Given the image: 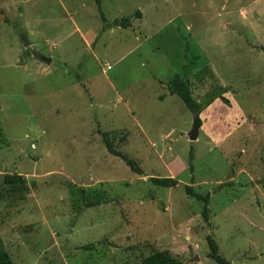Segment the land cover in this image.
I'll return each instance as SVG.
<instances>
[{"label":"rangeland","instance_id":"374dc122","mask_svg":"<svg viewBox=\"0 0 264 264\" xmlns=\"http://www.w3.org/2000/svg\"><path fill=\"white\" fill-rule=\"evenodd\" d=\"M101 10L107 21L144 15L103 30L96 0H0V242L15 264H140L156 249L218 264L212 235L231 264H264V0H101ZM177 53L190 70L175 68ZM204 63L193 95L228 87L243 115L211 102L191 140L195 115L168 80ZM103 132L143 174L108 152ZM15 172L24 197L3 183ZM171 176L174 187L150 180ZM71 186L96 187L102 202L77 210ZM186 186L210 194L209 220Z\"/></svg>","mask_w":264,"mask_h":264},{"label":"trees","instance_id":"16d2710c","mask_svg":"<svg viewBox=\"0 0 264 264\" xmlns=\"http://www.w3.org/2000/svg\"><path fill=\"white\" fill-rule=\"evenodd\" d=\"M96 3L99 7L100 14L103 20V29L112 28L116 26L120 27H130L132 23V18L137 16L141 17L140 10H137L133 16H124L122 18H116L112 21H107L104 16V13L101 10V0H96ZM208 67V63H207ZM190 75H175L168 82L169 90L171 94L178 95L185 105L194 113L195 119L198 120L199 126H202V119L200 118V113L202 110L208 106L213 100L216 98H220V100L228 106H231V101L229 98L225 97V93L228 92V87H220L216 91H212L207 94V99L204 101H199L193 94L194 91L192 89V84L190 80ZM103 141L105 143L106 149L109 153L119 156L125 160L127 165L131 168L132 171L143 174L144 171L138 161L134 158L129 157L127 154L115 148L112 138L110 137L108 132H103ZM125 136L121 137V140H124ZM190 157H193V147L190 151ZM154 184L164 187H174L179 184V180L175 177H152L150 179ZM3 183L5 186H11L13 189V194L17 197H24L30 191V188L27 185L26 177L21 173H5ZM70 186V185H69ZM187 193L191 196L196 197L199 200H203L205 202L203 216L206 220H209V208L208 203L210 199V194H202L200 192H196L192 186H186ZM71 191L73 192L75 199L71 198V202L73 206L77 210L85 207L81 204L84 202L86 207L99 205L102 201L101 197L104 195L103 192L99 191L96 187H84V186H71ZM97 193L98 197L94 199L93 195ZM5 196L10 194L4 193ZM72 195V193H71ZM207 242L209 246V257L214 259L218 264H231L228 260L223 258L219 253V246L217 241L213 238L212 235L207 236ZM96 247V244H88L83 245L80 248L84 250H92ZM0 264H15L12 259L10 253L4 248L3 244L0 242ZM140 264H182V261L174 257L168 250H154L149 255L144 257L141 260Z\"/></svg>","mask_w":264,"mask_h":264},{"label":"crops","instance_id":"0c3cea01","mask_svg":"<svg viewBox=\"0 0 264 264\" xmlns=\"http://www.w3.org/2000/svg\"><path fill=\"white\" fill-rule=\"evenodd\" d=\"M156 9H157V11H158V13H159V8L158 7H156ZM142 14H141V17H139L140 18V20H143L142 19V17H143V12H141ZM116 19V18H115ZM172 21V20H171ZM170 21V22H171ZM134 23H135V20L131 23V28H133V26H134ZM114 27H112V28H107V29H103V30H108V29H113ZM117 28H121L120 26H117ZM172 44H174V42L172 43ZM191 45H192V42H191ZM172 48L174 49L175 47L174 46H172ZM179 58V60L181 61V62H179V61H175L174 60V58H170L171 59V61L174 63V66H175V68L176 67H178V68H184V69H187V70H190L189 69V64L187 63V58H185V54H176ZM175 55V56H176ZM176 58V57H175ZM184 61H186V63H185V65L183 64L184 63ZM51 64H52V62H51ZM51 64H49V65H51ZM171 66L173 67V64L171 63ZM198 70L196 71V72H193V73H189V75H190V80H191V84H192V89H194V80H193V78H196V80H197V82H198V84H204V83H206V81H205V74H206V72H207V65H206V63H204L203 65H198ZM210 71L211 72H213L214 74H215V72L212 70V69H210ZM171 79H169L168 80V82L170 81ZM169 87V86H168ZM168 93L170 94V95H172L171 93H170V90H168ZM167 96V94L166 95H164V96H159L160 98H162L163 99V97H166ZM225 96H227V95H225ZM198 99V98H197ZM199 100V99H198ZM231 100V99H230ZM200 101V100H199ZM220 102V98H217V99H215L213 102H212V105L214 106L216 103H219ZM221 103V102H220ZM231 103L232 104H234V102H232L231 101ZM212 105L211 106H209L204 112L202 111L201 113H200V118H203L202 116H204V115H206L207 113H208V111L211 109V107H212ZM235 106H236V110H235V114L237 113V111H239L240 113H241V115H243L242 114V112L240 111V109L238 108V106H237V104H234ZM224 108V107H223ZM224 110H225V108H224Z\"/></svg>","mask_w":264,"mask_h":264},{"label":"water","instance_id":"95a60500","mask_svg":"<svg viewBox=\"0 0 264 264\" xmlns=\"http://www.w3.org/2000/svg\"><path fill=\"white\" fill-rule=\"evenodd\" d=\"M27 45H29L28 42H26ZM36 55L43 61L47 62L48 64H51L52 62V58L50 57H46V56H43L39 53H36ZM199 129H200V126H199V123H198V120L195 119V122H194V125H193V128L192 130L189 132V137L191 140H197L198 139V135H199ZM198 256H195L194 258L190 259V261H194V260H198Z\"/></svg>","mask_w":264,"mask_h":264},{"label":"clouds","instance_id":"9594fccd","mask_svg":"<svg viewBox=\"0 0 264 264\" xmlns=\"http://www.w3.org/2000/svg\"><path fill=\"white\" fill-rule=\"evenodd\" d=\"M172 177V176H171Z\"/></svg>","mask_w":264,"mask_h":264}]
</instances>
